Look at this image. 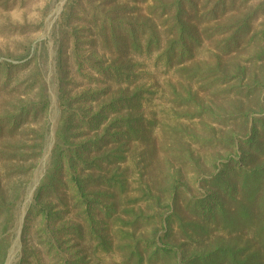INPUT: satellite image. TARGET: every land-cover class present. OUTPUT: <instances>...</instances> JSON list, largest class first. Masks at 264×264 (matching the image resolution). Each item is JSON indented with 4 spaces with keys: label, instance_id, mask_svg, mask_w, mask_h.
<instances>
[{
    "label": "trees",
    "instance_id": "trees-1",
    "mask_svg": "<svg viewBox=\"0 0 264 264\" xmlns=\"http://www.w3.org/2000/svg\"><path fill=\"white\" fill-rule=\"evenodd\" d=\"M137 2L75 0L69 5L68 14L84 16L77 19L81 20L79 32L84 35L87 52L79 53L83 43L79 32L62 31L57 67L62 73L64 40L72 36L74 72L80 76L86 65L88 70L83 75L87 84L79 94L60 96L65 117L55 132L56 143L24 218L23 239L32 244L24 248L22 264H103L115 257L120 259L119 264H153L154 260L169 258L173 264H264V95H257L264 91V81L246 77V67L240 64L233 73L222 64V58H232L238 34H248L252 18L259 17L258 11L246 12L235 30L216 23V30L229 36L223 41L215 40L207 48L202 45L206 31L192 18L216 21L226 12L227 0H211L203 9H199L198 0H152L141 9ZM232 5L234 2L231 8ZM172 33L174 38L169 39ZM261 35L264 27L248 40ZM154 51L167 64L178 57L179 72L190 79L197 77L221 85L214 96L223 99L220 104L211 101V105L195 102L197 94L190 86L182 99L193 105L192 116L208 113L219 121L236 115L243 118L242 134L231 131V136L221 141L228 147L227 156L215 162L213 173L201 176L207 188L205 198L189 196L188 205L200 220L210 219L231 235L226 238L209 233L202 242L204 252L189 257L167 242L170 218L175 213L153 211V206L159 207L161 202L153 196L152 189L141 188L136 198L126 194L129 183L123 171L125 147L146 135V120L136 103L143 92L132 89L128 94L136 65L133 62L138 57H153ZM202 51L213 62L211 66H206L205 61V68L191 64L197 52ZM252 58L263 61L264 48L257 49ZM14 68L6 65L2 87L10 81ZM34 71L25 86L24 103L16 106L15 102L12 112L7 109L0 115V138L11 140L20 133L14 146L0 151V237L15 220L25 178L29 179L41 156L47 133L45 125L34 126L50 102L47 87L37 78L40 71ZM252 102L255 109L245 105ZM77 103L81 106L73 111L71 105ZM133 108L139 109L136 114ZM112 111L119 112L109 117L107 113ZM147 121L153 126V120ZM83 123L89 129L81 130ZM27 137L31 144L25 142ZM245 145L252 151L249 160H245L250 151L243 149ZM168 188V200L173 202L177 180L173 178ZM143 226L147 232H141ZM201 230L207 229L202 226ZM73 249H78L75 254Z\"/></svg>",
    "mask_w": 264,
    "mask_h": 264
},
{
    "label": "rangeland",
    "instance_id": "rangeland-1",
    "mask_svg": "<svg viewBox=\"0 0 264 264\" xmlns=\"http://www.w3.org/2000/svg\"><path fill=\"white\" fill-rule=\"evenodd\" d=\"M74 1L0 0V115L4 114L3 112L7 109L9 113L12 112L11 106L15 102L16 106L24 103L25 86L28 78L35 73L34 69L40 71L41 75H38L37 78L47 87L50 100L48 109L40 116L38 123L34 124L35 128L42 125L47 128L43 150L41 156L35 161L31 176L29 179L25 178V190L17 201L15 220L0 237V264H22V258L25 256L24 248H29L32 244V242L23 239L25 236L23 232L24 218L32 202L33 191L41 181L48 165L51 149L56 143L55 132L62 125L65 117L60 96L63 94L71 96L75 92L79 94L87 84V79L83 75L88 70L86 65L83 64L80 76L74 72V63L71 57L72 36L64 40L62 73L58 71L57 67V52L61 42L63 43L61 32L65 30L69 32L81 31V20L77 19V16L83 18V14L74 16L68 14V9ZM151 1L141 2L138 0L137 8H144L147 4H151ZM209 1L211 0H200V2L198 0L199 9L207 6ZM232 2L234 5L231 8ZM253 9L258 11V19L252 18L248 34H238L239 42L234 49L236 51L230 54L232 58H222V64L231 73L235 72L236 65L240 64L246 67L244 70L246 77L254 76L264 81V60L252 58L257 49L264 48V35L256 36L252 41L248 40L251 34L255 32L260 34L264 27V0H227L226 12L224 15L218 16L216 21L202 18L195 21L192 18V22L201 26L202 31H206L202 34V45L210 48L212 47L210 43H214L215 40L223 41L225 37L229 36V33L222 34L216 30V23H219L220 26H232L233 30L238 29L237 22L246 12ZM67 22L69 23L67 24ZM78 35L83 42L80 44L79 53L86 54L87 45L84 43V35L82 32H79ZM172 38H174V33L169 36V39ZM157 54L158 52L154 51L153 57H138L133 62L136 65L132 70L131 82L133 84L128 89V94L132 89L138 92L140 89V92H143L142 99L137 100L136 103L140 104L146 120V135L139 140H133L125 147L126 159L123 163V171L129 183L126 194L136 198L140 196L141 188L148 186L152 189L153 196L159 197L161 202V206H153V211L166 214L172 211L175 213L170 218L171 232L167 242L179 248L181 254L189 257L204 252L202 242L209 233L212 236H226V238L231 235L226 229H218L210 219L200 220L194 212L190 211L188 205L190 197L205 198L204 190L207 188L201 176L208 175L209 172L213 173L215 162L227 156L228 147L221 141L231 136V131L242 134L243 118L236 115L227 117V119L223 115L226 119L219 121L215 115L208 113L192 116L194 114L193 105L183 102L182 99L190 90V86L191 90L197 94L196 98L194 97L195 102L211 105V101L220 104L223 99L222 96L218 99L217 96H214L221 85L197 79V77L190 79L188 74L179 72L178 57L167 64L160 60ZM206 58L207 53L204 55L203 51L202 53L197 52L191 64L205 68L203 64L205 61L206 66L209 63L211 66L213 62ZM7 64H12L15 68L10 81L5 87H2V83L5 82ZM187 64H190L189 61ZM71 68H73L74 75ZM72 80H74V84L70 83ZM68 90H70V94L66 95ZM260 93H257L258 97L264 95V91ZM228 96H224V98L227 99ZM63 101L65 102L64 98ZM226 101L222 102L223 105H226ZM80 104H72L73 111H77ZM245 105L254 108L253 102ZM133 109L135 114L139 110ZM118 112L112 111L107 115L110 117ZM253 116L259 117L260 115ZM75 119L77 118L75 117ZM29 120L30 118L27 121ZM147 120H153V126H149ZM7 127L9 126L7 125ZM80 129L84 131L89 128L83 123L80 125ZM19 134L17 132V136L11 140L0 138V151L14 146L16 140H19ZM25 142L31 144L28 137ZM243 149L245 151L250 149L245 157V160H249L252 155L251 148L245 145ZM173 178L178 182V189L174 196L175 200L169 202L168 186ZM230 180L233 182L232 179ZM127 199L129 200V198ZM168 205L171 208H168ZM212 206H210L211 209ZM194 226L197 227L194 228ZM202 226L207 229L206 232H202ZM141 228L142 233L148 230L145 226ZM215 228L217 230H214ZM77 250L73 249L72 254H75ZM115 258V260L108 258L103 264H119L120 259ZM153 264H173V260L171 258L164 261L158 259L154 260Z\"/></svg>",
    "mask_w": 264,
    "mask_h": 264
}]
</instances>
